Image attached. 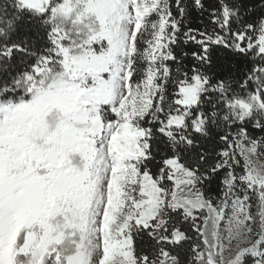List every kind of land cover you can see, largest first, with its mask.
<instances>
[{
	"label": "snow or ice",
	"instance_id": "1",
	"mask_svg": "<svg viewBox=\"0 0 264 264\" xmlns=\"http://www.w3.org/2000/svg\"><path fill=\"white\" fill-rule=\"evenodd\" d=\"M0 264H264V0H0Z\"/></svg>",
	"mask_w": 264,
	"mask_h": 264
},
{
	"label": "trees",
	"instance_id": "2",
	"mask_svg": "<svg viewBox=\"0 0 264 264\" xmlns=\"http://www.w3.org/2000/svg\"><path fill=\"white\" fill-rule=\"evenodd\" d=\"M210 2V0H205V3H206V5L208 4ZM193 17H195L194 19H190V25L191 26H193V27H202V25H201V23H200V16H199V13H196L195 11H193ZM183 51H188L189 53L191 52V51H193V49L192 48H190V47H188V48H186V47H184L183 49H182ZM190 57H188V58H186L185 59V63H189L190 62Z\"/></svg>",
	"mask_w": 264,
	"mask_h": 264
},
{
	"label": "rangeland",
	"instance_id": "3",
	"mask_svg": "<svg viewBox=\"0 0 264 264\" xmlns=\"http://www.w3.org/2000/svg\"><path fill=\"white\" fill-rule=\"evenodd\" d=\"M184 47H186V48L190 47V48H192L193 50H195L194 46H192L191 44H189V45H187V46H185V45H181V48L178 49V51L182 50ZM258 134H259V133H258Z\"/></svg>",
	"mask_w": 264,
	"mask_h": 264
}]
</instances>
